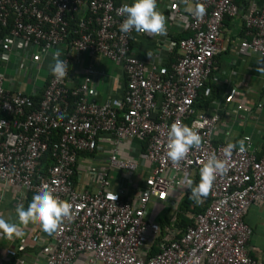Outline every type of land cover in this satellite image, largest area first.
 <instances>
[{"label": "built area", "instance_id": "1", "mask_svg": "<svg viewBox=\"0 0 264 264\" xmlns=\"http://www.w3.org/2000/svg\"><path fill=\"white\" fill-rule=\"evenodd\" d=\"M178 1L169 4V23L190 35L166 42L179 51L169 69L160 57L140 59L132 46L134 32L119 31L124 17L116 10L127 1L0 0V26L8 29L0 42V182L22 187L31 197L47 184L75 213L51 235L52 246H43L44 264H264L249 250L253 229L245 220L253 204L264 203V155L259 157L251 136L244 135L245 151L237 145L226 157L223 147L231 139H216L221 114L195 105L200 92L208 97L213 92L208 81L216 56L227 49L224 21L241 16L240 6L236 0H180L204 5L205 15L196 20L180 10ZM83 10L87 14L80 16L77 36L69 41L72 13ZM242 18L246 30L239 53L264 57V7L253 4ZM63 44L67 74L60 79L51 74L38 106L32 94L7 86L10 67L16 64L30 78L38 75L48 50ZM16 48L21 54L13 64ZM36 48L41 49L33 56ZM74 51L122 65V97L103 102L92 97L100 75L92 66L83 81L71 86ZM175 121L195 123L202 143L173 165L165 145ZM47 152L52 161L38 170ZM212 154L227 161L228 171L213 182L210 204L199 213L187 211L193 221L187 228L162 225L163 214L151 205L170 208L175 221L180 196L188 191L181 180L187 174L198 182L201 162ZM118 171L124 180L115 190ZM126 187L134 193H126ZM45 236H39L40 243Z\"/></svg>", "mask_w": 264, "mask_h": 264}, {"label": "crops", "instance_id": "2", "mask_svg": "<svg viewBox=\"0 0 264 264\" xmlns=\"http://www.w3.org/2000/svg\"><path fill=\"white\" fill-rule=\"evenodd\" d=\"M121 1L132 2V0ZM170 2L171 0H156L157 10L165 17L166 35H148L134 32L132 37V46L140 59L153 62L157 57H160L164 60L166 67H168L170 57L176 51L169 49L166 42L169 39L179 38L184 32L180 30L178 25H170L169 23ZM236 3L240 6L241 16L229 17L231 20L230 25H226L227 17L225 18L222 39L226 43L227 49L216 56L215 67L208 81L215 88L213 87L214 91L209 97L204 95L206 99H210V103L207 109L202 110L221 114L219 128L216 133L218 141H223L229 137L233 143L239 145V142L243 143L242 138L244 135H250L253 148L260 157L264 155V57L254 53L242 55L238 49L242 37L241 33L245 28L242 14L253 4L264 7V0H236ZM178 4L182 12H187L185 10L186 6L194 7L193 3H184L180 0ZM84 13H86V10L79 12L81 15ZM65 47L66 45L63 44L48 50L43 59L44 63H47L45 65L48 74L46 73L43 76L42 81L38 80V75L32 76V79L29 80L32 83L30 92L27 90L29 83L23 79L24 75L17 71L16 64L11 67L13 71L8 74L7 86L11 85L14 79V90L16 91L21 90L32 95L42 91V86L51 74L50 65L53 63L54 57L59 55L61 58ZM40 49L38 50L40 51ZM15 50H19V48L14 49V53H16ZM14 57L16 59L17 55H13L12 60ZM89 66H92L96 73H100L96 76V79L94 78L95 82L92 85L93 98L103 102L106 98L122 97L126 84L123 66L101 55L91 56L88 53L74 51L70 63L69 84L75 86L83 81ZM233 88L235 90H231ZM259 103L262 104L261 107H259ZM239 105H242L240 110L238 109ZM133 144L138 145L137 141H134ZM115 175L116 184L114 188L116 190L120 188V182L124 179L119 171ZM140 176V171L134 175L137 180ZM88 185L86 186L91 188V184ZM125 192L134 193L132 187H126ZM29 195L31 193L22 187L6 188L0 182V216L4 217L9 223H16L23 233L19 237L14 236L11 240L0 237V264L45 263L46 257L42 252V248L45 245L52 246L51 235L41 231L39 225L35 222H29L27 225L19 224L15 215L17 205L27 207L31 200ZM151 208L155 211L152 205ZM161 208L163 210L165 206L162 205ZM165 209L166 212L164 211V213L169 217L171 209L168 207ZM245 220L253 229V235L249 241V250L254 257L264 262V203L253 204ZM42 233L46 236L42 239L43 243H40L38 239ZM76 264H84V262L78 261Z\"/></svg>", "mask_w": 264, "mask_h": 264}, {"label": "clouds", "instance_id": "3", "mask_svg": "<svg viewBox=\"0 0 264 264\" xmlns=\"http://www.w3.org/2000/svg\"><path fill=\"white\" fill-rule=\"evenodd\" d=\"M196 20H200L205 15V7L202 3H195L194 7L185 8ZM117 15L124 17L119 31L124 34L131 32L144 33L148 35H166L167 29L165 17L157 10L156 0H132L129 3H123L117 10ZM51 74L57 78H63L67 74L65 62L59 55L54 57L50 65ZM118 106L119 102H115ZM63 118V113H57ZM195 123L192 126L181 124L179 121L171 123L167 131L165 155L168 160L176 165L184 160L191 149L201 146L202 136L195 130ZM237 145L228 141L223 147V153L226 157L230 156ZM239 152H244L245 148L242 142H239ZM227 161L219 159L215 154L210 155L206 161L201 162L199 168V181L194 184L193 180L185 177L181 183L189 189V199L200 203L206 198L213 186L217 175L227 173ZM73 205L54 195L52 189L47 184H42L34 192L27 207L17 205L15 215L19 224L27 225L29 222H35L39 225L41 231L48 235L57 233L65 219H71L74 216ZM23 235L16 223H9L4 217L0 216V237L11 240L13 237Z\"/></svg>", "mask_w": 264, "mask_h": 264}, {"label": "trees", "instance_id": "4", "mask_svg": "<svg viewBox=\"0 0 264 264\" xmlns=\"http://www.w3.org/2000/svg\"><path fill=\"white\" fill-rule=\"evenodd\" d=\"M118 2H121V0H118ZM87 13H84L83 15H86ZM80 15L79 13H72V16H71V20H70V33L68 35V39L69 41L74 39L77 34L75 33V30L78 28L77 26V23H78V19L80 18ZM82 16V15H81ZM231 16H227L226 18V25H230L229 22H231L230 18ZM245 28L243 30V32L241 33V40L245 37ZM8 32V29L0 26V42H1V39L3 38V36L5 35V33ZM190 35V32H183L179 38L177 39H181V38H184V37H187ZM67 39V40H68ZM178 57V49H176L174 55H172L170 57V60H169V64L168 67L170 68L172 66V64L176 61ZM0 63H1V60H0ZM51 76V74L49 75V77ZM49 77L47 78V80L49 79ZM45 86L43 85L42 86V91H40L39 93H35L32 95V99H33V103L35 104L34 106H38V104L40 103L41 99H42V94H43V88ZM214 87V85H213ZM215 88V87H214ZM214 91V89H213ZM210 103V99H206L203 92H200L197 100H196V107L197 109H207L208 107V104ZM187 125L188 122L186 123ZM82 155L83 152L81 153ZM52 161V156L50 154V152H47L43 158H42V164L40 165L39 169L38 170H43L45 168H47L50 163ZM189 189L187 192H185L183 195L180 196V212L178 213L175 221L174 220H170V218L168 216H166V214L163 212L161 213L162 216H160V222L162 223V225L164 224H169L171 226L175 225V226H181L183 228H187L188 225L190 224H193V221L191 219H189L188 217H186V213L187 211H192L194 213H199V212H202L205 210V208L210 204V199L207 197L202 203H196L194 202L193 200L189 199ZM29 197H31V195H29ZM31 199V198H30ZM155 250H156V246H155Z\"/></svg>", "mask_w": 264, "mask_h": 264}, {"label": "rangeland", "instance_id": "5", "mask_svg": "<svg viewBox=\"0 0 264 264\" xmlns=\"http://www.w3.org/2000/svg\"><path fill=\"white\" fill-rule=\"evenodd\" d=\"M37 53H39L38 52V48H36L35 49V51H34V53H33V56H35ZM14 59H15V57L13 58V60H12V63L14 64ZM45 64H47L46 62L43 64L42 63V65H41V67L39 68V72H38V80H41L42 81V79H43V76L47 73L48 74V72H47V67H46V65ZM9 72H8V74H10L12 71H13V69L10 67L9 68V70H8ZM23 76V75H22ZM23 79H25L28 83H29V85H28V91L30 92L31 91V87H32V83H30L29 82V80H31V78L27 75V76H23ZM152 207H154V210L155 211H153V212H156V214H161L162 212H163V210H162V205H160L159 203H153L152 204Z\"/></svg>", "mask_w": 264, "mask_h": 264}, {"label": "water", "instance_id": "6", "mask_svg": "<svg viewBox=\"0 0 264 264\" xmlns=\"http://www.w3.org/2000/svg\"><path fill=\"white\" fill-rule=\"evenodd\" d=\"M57 47H58V46H54V48H57ZM15 51H16V54L18 55V57H17L16 60H15L16 63H17V62H19V59H20V58H19V57H20L19 55L21 54V51H20V49H19V50H15ZM12 79H13V78H12ZM13 86H14V79H13V81L11 82V85H9V88H10V89H13Z\"/></svg>", "mask_w": 264, "mask_h": 264}]
</instances>
